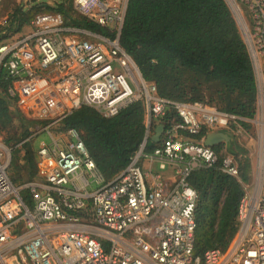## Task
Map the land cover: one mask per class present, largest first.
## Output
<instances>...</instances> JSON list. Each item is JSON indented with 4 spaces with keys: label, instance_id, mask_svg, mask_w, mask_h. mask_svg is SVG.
Listing matches in <instances>:
<instances>
[{
    "label": "built area",
    "instance_id": "1",
    "mask_svg": "<svg viewBox=\"0 0 264 264\" xmlns=\"http://www.w3.org/2000/svg\"><path fill=\"white\" fill-rule=\"evenodd\" d=\"M127 2L72 0L76 13L115 30L101 43L79 37L85 30L67 26L61 14L45 12L32 18L28 33L0 46L7 98L29 121L44 122L39 132L49 138L36 153L42 181L17 186L8 175L13 150L39 132L14 146L0 140V264H264V0H224L254 71L250 118L158 95L119 43ZM135 103L144 110L142 140L126 167L104 181L79 132L62 131L60 123L83 106L112 118ZM162 120L164 138L149 149L153 124ZM211 132H230L235 141L253 132V182L241 183L228 247L198 257V196L189 177L209 169L238 178L246 158L205 146ZM143 162L157 163L159 172L144 170Z\"/></svg>",
    "mask_w": 264,
    "mask_h": 264
},
{
    "label": "trees",
    "instance_id": "2",
    "mask_svg": "<svg viewBox=\"0 0 264 264\" xmlns=\"http://www.w3.org/2000/svg\"><path fill=\"white\" fill-rule=\"evenodd\" d=\"M15 9L0 27V46L21 32L39 13L56 12L67 26L112 39L111 27H101L72 10V0H59L56 8L42 0ZM33 16V17H32ZM119 43L138 66L142 77L157 88L158 95L179 101H201L217 109L253 117L256 85L252 63L234 18L224 0H128ZM8 79L0 70V118H19L22 126L32 125L14 109L7 98ZM144 110L132 104L112 118L97 110L80 107L67 115L60 129L74 128L98 171L106 180L120 173L138 148L144 132ZM168 118H173L169 114ZM1 120V119H0ZM31 123V124H30ZM164 123V120H162ZM2 124L5 123L2 121ZM29 133L22 132L15 145ZM8 141V140H7ZM13 150L8 175L14 185L36 174L35 155L26 148ZM24 150L17 163L16 153ZM250 164L239 163L238 178L217 170H199L189 177L196 191L194 254L201 257L209 249L225 250L237 230V207L249 179Z\"/></svg>",
    "mask_w": 264,
    "mask_h": 264
},
{
    "label": "rangeland",
    "instance_id": "3",
    "mask_svg": "<svg viewBox=\"0 0 264 264\" xmlns=\"http://www.w3.org/2000/svg\"><path fill=\"white\" fill-rule=\"evenodd\" d=\"M44 2H46L49 6H52L54 8H56L57 4L60 3L59 0H43ZM39 2H42L39 1ZM32 6L31 4V0H3L2 4L0 5V27H4L5 23L7 22V20L10 19L11 15L13 14V12L15 11V9H18L19 7L22 8H28ZM72 10H73V6ZM39 14V11H33L31 12L30 15H37ZM32 16V17H33ZM30 30V24L27 26H24L21 30L20 33L13 35L9 40L6 41L5 44L7 43H11L15 40H17L18 38H20L22 35H25L26 33H28ZM86 35L83 36H79L81 38L87 39L88 41L94 42V43H101L100 39H101V35L99 34H95V33H91L88 31H85ZM256 101H257V95H256ZM256 106H257V102H256ZM256 110V108H255ZM12 118L9 120V118L6 117H1L0 119V140H2L5 143H10L13 144L15 143L21 136L22 132H24L25 127L26 130L29 134H34L37 133L38 131H40L42 126H39L38 124H35L32 121H29V119H25L27 122H32V125H29L28 127L25 126V124H21V122H19V118L16 117L15 115L11 116ZM2 121L5 123V125L2 124ZM31 124V123H30ZM251 138H240L237 144H241L244 148H246V154L245 157L248 158V162L250 164L251 167H253L254 164V156L250 153H254L253 150L255 148V138H254V134L252 132ZM8 140V141H7ZM49 143V138L48 136L44 133V132H40L37 133L35 137H33L27 144L28 146L26 148H28V150H30V152L34 153V155H36L37 150L39 149V147L43 144L47 145ZM237 149V148H236ZM238 151V150H236ZM234 151V152H236ZM24 155V150H20L18 151V153H16V159H17V163L21 164V165H25L24 161L22 160V157ZM243 159L240 160L243 161ZM252 168L250 169V173H249V179L247 182H245V184H251L253 182V177H252ZM169 177V176H168Z\"/></svg>",
    "mask_w": 264,
    "mask_h": 264
},
{
    "label": "crops",
    "instance_id": "4",
    "mask_svg": "<svg viewBox=\"0 0 264 264\" xmlns=\"http://www.w3.org/2000/svg\"><path fill=\"white\" fill-rule=\"evenodd\" d=\"M30 31V30H29ZM23 36V35H22ZM21 36V37H22ZM14 109H15V111H18L25 119H27L26 118V116L25 115H23L17 108H16V106H15V104H14ZM35 124H38L39 126H42L43 124H44V122H34ZM143 123H144V116H143ZM159 126H162V128H163V130H162V132H161V134H160V136L158 137V141L157 142H153L152 141V137L155 135V132H156V130H157V128L159 127ZM64 129H62V131H63ZM39 132V131H38ZM163 132H164V126L162 125V121H155L154 122V124H153V128H152V132H151V137H150V140H149V143H148V148L149 149H152L153 147H155V146H157V145H160L161 144V142H162V140H163V138H164V136H163ZM40 133V132H39ZM57 133V135H63V134H58V132H56ZM65 133V132H64ZM211 133H213V132H211ZM220 133H224L225 135H227L228 137H229V140L227 141V142H222L221 144H219V145H215V146H213L212 148L213 149H215L216 151H220V152H223V153H230V154H241V153H244V154H246V148H244L241 144H237L238 142H236L235 141V139L233 138V136H232V134L230 133V132H220ZM210 134V133H209ZM30 135V134H29ZM207 135L208 134H206V136H205V139H206V137H207ZM59 138H60V136H59ZM65 139V138H64ZM205 139H204V141H205ZM61 141H63V140H61ZM237 148V149H236ZM236 150H238V151H236ZM234 151H236V152H234ZM244 159H246L247 161L249 160L248 158H244ZM240 163V162H239ZM35 165H36V174H35V176L32 178L33 180H37V181H42V177H41V174H40V172H39V168H38V165H37V160H36V155H35ZM142 167H143V169L144 170H146V171H150V172H152V173H158L159 172V170H158V165H157V163H155V162H153V163H148V162H143V164H142ZM250 167V169H251V166H249ZM164 175H167V176H169V178H170V181H171V178L173 177V176H171V174H170V172L169 171H166L165 172V174ZM103 178H104V176H103ZM111 180V179H110ZM28 181V180H27ZM104 181H108V180H106L105 178H104ZM23 182H26V180L25 181H23ZM23 182H21V183H23ZM20 183V184H21ZM23 197H24V199L26 200V201H28V198H27V196L25 195V194H23Z\"/></svg>",
    "mask_w": 264,
    "mask_h": 264
},
{
    "label": "water",
    "instance_id": "5",
    "mask_svg": "<svg viewBox=\"0 0 264 264\" xmlns=\"http://www.w3.org/2000/svg\"><path fill=\"white\" fill-rule=\"evenodd\" d=\"M162 130H163L162 126H159L157 128L155 135L152 137L153 142L158 141V137L160 136ZM228 140H229V137L225 135L224 133L213 132L207 135L204 141V145L208 147H213L215 145L221 144L222 142H227Z\"/></svg>",
    "mask_w": 264,
    "mask_h": 264
}]
</instances>
